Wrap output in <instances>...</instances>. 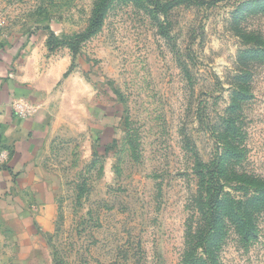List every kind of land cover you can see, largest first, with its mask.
<instances>
[{"label":"rangeland","instance_id":"obj_1","mask_svg":"<svg viewBox=\"0 0 264 264\" xmlns=\"http://www.w3.org/2000/svg\"><path fill=\"white\" fill-rule=\"evenodd\" d=\"M34 42L53 140L41 180L0 186V264H184L209 183L239 215L220 264H264V0H0V46Z\"/></svg>","mask_w":264,"mask_h":264},{"label":"crops","instance_id":"obj_2","mask_svg":"<svg viewBox=\"0 0 264 264\" xmlns=\"http://www.w3.org/2000/svg\"><path fill=\"white\" fill-rule=\"evenodd\" d=\"M39 46L34 42L27 54L20 57L8 45L0 46V124L6 146L3 153L6 161L0 166V186H34L41 180L42 156L52 144L48 122L31 114V103L37 104L35 99L44 95L26 74L28 61L40 57ZM17 103L28 108L24 115L16 110Z\"/></svg>","mask_w":264,"mask_h":264},{"label":"trees","instance_id":"obj_3","mask_svg":"<svg viewBox=\"0 0 264 264\" xmlns=\"http://www.w3.org/2000/svg\"><path fill=\"white\" fill-rule=\"evenodd\" d=\"M154 1L157 6L163 10L168 11L172 9L175 5L183 2H191L195 4H202V5H211L216 2V0H170L168 2L163 3L161 0H152ZM92 27L85 33L77 34L74 37V40L70 41H62L55 35H51L48 40V46L50 50H56L60 46L64 44H68L74 51L77 52L80 42L89 37L91 33ZM217 163H213V167L215 170H210V176L212 178L213 174L215 173L217 168ZM201 173V172H200ZM214 177V176H213ZM223 186H216L215 184L209 183L205 186V193L206 196L204 197V205H207L209 208L205 227L197 230L195 233L190 234L191 242H195L196 244L185 252L183 256L184 264H220L219 255H218V248L220 246V241L222 236V230L220 226L227 220H235L239 218L238 214L233 212V204L234 201L225 200L221 193ZM202 196V195H201ZM232 206V211L228 209ZM202 206V210H205V206ZM198 247H202L203 256L204 258H198L195 254Z\"/></svg>","mask_w":264,"mask_h":264},{"label":"built area","instance_id":"obj_4","mask_svg":"<svg viewBox=\"0 0 264 264\" xmlns=\"http://www.w3.org/2000/svg\"><path fill=\"white\" fill-rule=\"evenodd\" d=\"M27 109H25V105L23 103L16 104V110L19 112L20 115H24V112L27 111Z\"/></svg>","mask_w":264,"mask_h":264}]
</instances>
